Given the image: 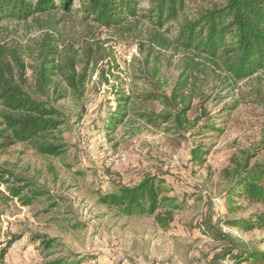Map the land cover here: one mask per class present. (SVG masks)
<instances>
[{
    "label": "rangeland",
    "instance_id": "obj_1",
    "mask_svg": "<svg viewBox=\"0 0 264 264\" xmlns=\"http://www.w3.org/2000/svg\"><path fill=\"white\" fill-rule=\"evenodd\" d=\"M80 2L74 0L71 13L54 15V22L38 15L39 21H12L0 28V44L21 52L30 92L48 38L74 59L71 74L84 77L80 96L57 71L51 78L58 87L36 92V99L63 115L61 157H43L21 144L0 154L1 167L44 192L30 207L0 201V249L12 242L5 264L57 258L81 264H246L235 257L264 251V230L234 223L264 217V205L243 197L230 202L224 171L247 159L249 168L264 164V73L233 81L201 59L189 62L182 50L149 44L147 21L135 34H119L84 19ZM171 30L163 31L168 39ZM183 76L190 79L183 92L189 98L187 131L169 123L152 126L142 115L163 114L165 107L144 103L141 95L170 98ZM122 91L132 110L125 124L109 132L107 122L118 112ZM197 147L205 152L202 163L192 160ZM148 176L165 181L181 206L168 229L150 217L118 216L100 203L102 195ZM36 235L55 239L53 249L44 251Z\"/></svg>",
    "mask_w": 264,
    "mask_h": 264
},
{
    "label": "trees",
    "instance_id": "obj_2",
    "mask_svg": "<svg viewBox=\"0 0 264 264\" xmlns=\"http://www.w3.org/2000/svg\"><path fill=\"white\" fill-rule=\"evenodd\" d=\"M73 2L0 0V28L12 21L26 22L30 18L39 21L35 17L38 15L51 19L61 11L71 13ZM80 3L84 19L119 34H135L140 22L147 21L151 26L147 33L149 44L164 50H182L188 54L189 62L201 59L225 71L233 81L264 73V0H81ZM51 21L54 22L53 19ZM46 23L49 25V22ZM168 26L172 29L171 39L163 34ZM55 42V39L48 38L46 46L39 52L41 56L36 70L35 92L27 89L26 66L20 50L0 44V107L4 126L0 131V154L18 144L30 147L43 157L59 158L65 153L63 115L53 106L36 99V92L44 94L52 86L57 88L58 84L51 78L57 71L64 77L72 93L80 96L84 90V77L76 79L71 74L75 70L74 59L70 55L63 56ZM189 80L188 76H183L170 98L158 93L141 95L144 103L157 101L165 107L163 114L142 117L154 127L169 123L187 131L189 98L183 92L189 89ZM121 95L116 106L118 112L107 122L109 132L125 124L128 112L132 110L129 107L130 99L124 97L123 91ZM66 96L67 92L60 98ZM204 153L202 147H197L192 151V160L202 163ZM224 175L230 182V202L243 197L250 204L264 205V164L249 168L247 159L225 170ZM43 195L44 192L35 185L0 166L2 203L8 205L17 200L22 207H30ZM99 200L118 216L150 217L164 229L171 226L176 211L181 208L165 181L156 176H148L134 185L119 186L115 191L102 195ZM234 226L245 230H264V217H258L256 221L234 223ZM35 240L41 242L46 252L53 249L56 242L46 235H36ZM11 244L9 242L0 249V264H5ZM235 261L264 264V251H245L236 256ZM81 263L57 258L45 264Z\"/></svg>",
    "mask_w": 264,
    "mask_h": 264
},
{
    "label": "built area",
    "instance_id": "obj_3",
    "mask_svg": "<svg viewBox=\"0 0 264 264\" xmlns=\"http://www.w3.org/2000/svg\"><path fill=\"white\" fill-rule=\"evenodd\" d=\"M101 141H102V142L104 141V144H105V139H102ZM104 144H103V145H104Z\"/></svg>",
    "mask_w": 264,
    "mask_h": 264
}]
</instances>
